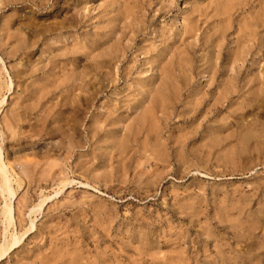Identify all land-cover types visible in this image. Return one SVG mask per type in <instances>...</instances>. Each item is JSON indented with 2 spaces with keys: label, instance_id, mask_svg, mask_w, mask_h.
I'll return each instance as SVG.
<instances>
[{
  "label": "rangeland",
  "instance_id": "1",
  "mask_svg": "<svg viewBox=\"0 0 264 264\" xmlns=\"http://www.w3.org/2000/svg\"><path fill=\"white\" fill-rule=\"evenodd\" d=\"M263 42L264 0H0V264L239 263L264 240Z\"/></svg>",
  "mask_w": 264,
  "mask_h": 264
},
{
  "label": "bare ground",
  "instance_id": "2",
  "mask_svg": "<svg viewBox=\"0 0 264 264\" xmlns=\"http://www.w3.org/2000/svg\"><path fill=\"white\" fill-rule=\"evenodd\" d=\"M187 27V26H186ZM195 31L194 27L193 26H190V28H186L185 29V32L188 33V34H192L193 32ZM263 45H264V42H263ZM202 57V56H201ZM204 57V56H203ZM248 59V58H247ZM235 61V60H234ZM106 63V62H105ZM76 73V72H75ZM164 73V71H163ZM260 74V73H259ZM109 76V75H108ZM260 76V75H259ZM209 77V76H208ZM211 78V77H210ZM264 79V78H263ZM263 79H260V80H263ZM211 81V79H210ZM91 83H93L91 81ZM261 85V84H260ZM93 87V86H92ZM260 87V86H259ZM93 89V88H92ZM93 91H95L96 93V89L92 90L91 92L93 93ZM157 92V91H155ZM91 93V94H92ZM96 95L93 93V96ZM152 95V94H151ZM92 96V97H93ZM224 96V95H223ZM80 97V96H79ZM229 97V96H228ZM83 98V97H82ZM81 98V99H82ZM85 98V97H84ZM158 98V97H157ZM166 98V97H165ZM80 99V101H81ZM86 99V98H85ZM219 99V98H218ZM258 99V98H257ZM89 100V99H88ZM88 100H85V103L88 101ZM223 100V98H222ZM5 101V100H4ZM79 101V102H80ZM200 101V100H199ZM254 101V100H253ZM82 102H84L82 100ZM218 102V101H217ZM90 103V102H89ZM88 103V104H89ZM214 103H215V100H214ZM220 103V102H219ZM222 103V102H221ZM257 103V102H256ZM40 104V103H38ZM87 103L84 104V105H88ZM225 104V103H224ZM83 105V103H82ZM89 106V105H88ZM86 107V106H85ZM82 107H80L81 109ZM88 108V107H87ZM139 110V109H138ZM117 112V111H116ZM144 113V112H143ZM154 115V109L152 110H148L147 112H145V114L142 116V120L144 119H149V117H152ZM17 116V115H16ZM21 117H24V116H21ZM18 118V117H17ZM26 118V117H25ZM154 118V117H153ZM24 119V118H23ZM221 120V119H220ZM11 125V124H10ZM8 127H9V124H8ZM11 128V127H10ZM138 131V130H137ZM93 133V132H92ZM141 133V132H140ZM134 137V140L137 141L138 139V133H135L133 135ZM94 138V137H93ZM155 139V137H154ZM155 141H157V139H155ZM148 142V141H146ZM145 144V143H144ZM151 144V143H150ZM154 144V143H153ZM144 146V145H143ZM151 149V147H150ZM155 150L151 151L152 153L154 152ZM154 154V153H153ZM0 178H2V182L0 183V191L5 195V196H9V199L12 201V199L15 197L16 195V192L13 188V185H12V178L10 176V173H9V170H8V166L6 165L5 161H4V157H3V150H2V147H1V144H0ZM51 198V197H50ZM45 204V203H44ZM4 217H6L7 219V223H9V227L11 224H13L14 222V208L12 206V202H8L6 203V207L4 208ZM5 222V221H4ZM3 222V223H4ZM6 226V225H5ZM33 228H34V224H33ZM7 233H8V227H6V230H5V244L1 247V250H2V254L0 255V259L2 257H4L10 250H13L14 248H16L20 243H21V239L22 238H19L15 235H13V242L12 244L10 245V247L8 249H6V243H7ZM248 240V239H247ZM262 240V239H261ZM245 244H246V247H247V251L244 252L245 254H242L239 259H240V262L238 263V261H235L233 262V264H264V240L262 241H256V240H250V241H244ZM225 248V244L223 245ZM234 246V245H233ZM219 247V246H217ZM221 248V247H219ZM234 248V247H233ZM218 249V248H217ZM222 249V248H221ZM220 250V249H219ZM225 250V249H223ZM221 251V250H220ZM242 252V251H241ZM220 254V253H219ZM224 255V254H223ZM263 256V257H262ZM229 258V257H228ZM230 259V258H229ZM220 260V259H219ZM233 261V260H232ZM231 261V263H232ZM221 262L222 264H229L228 263V259L223 256L221 258ZM213 263V262H212ZM216 263V262H215ZM220 263V262H219Z\"/></svg>",
  "mask_w": 264,
  "mask_h": 264
}]
</instances>
